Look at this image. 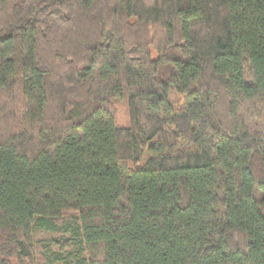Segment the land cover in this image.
Wrapping results in <instances>:
<instances>
[{"label": "trees", "instance_id": "trees-1", "mask_svg": "<svg viewBox=\"0 0 264 264\" xmlns=\"http://www.w3.org/2000/svg\"><path fill=\"white\" fill-rule=\"evenodd\" d=\"M53 263L264 264V0H0V264Z\"/></svg>", "mask_w": 264, "mask_h": 264}, {"label": "rangeland", "instance_id": "rangeland-1", "mask_svg": "<svg viewBox=\"0 0 264 264\" xmlns=\"http://www.w3.org/2000/svg\"><path fill=\"white\" fill-rule=\"evenodd\" d=\"M117 117L118 118L120 117V120H122L123 111H121V109L118 111ZM60 235L61 234H59V233H52V232H47V231H44V230H38L35 233L34 238L35 239H45V240H49L51 238L58 237ZM53 264H62V263H53Z\"/></svg>", "mask_w": 264, "mask_h": 264}]
</instances>
